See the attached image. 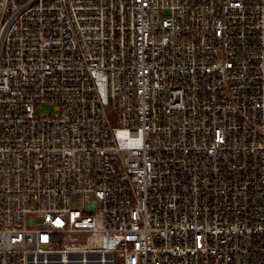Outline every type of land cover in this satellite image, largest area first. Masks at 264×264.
<instances>
[{
    "label": "built area",
    "instance_id": "obj_1",
    "mask_svg": "<svg viewBox=\"0 0 264 264\" xmlns=\"http://www.w3.org/2000/svg\"><path fill=\"white\" fill-rule=\"evenodd\" d=\"M0 264H264V0H0Z\"/></svg>",
    "mask_w": 264,
    "mask_h": 264
},
{
    "label": "rangeland",
    "instance_id": "obj_2",
    "mask_svg": "<svg viewBox=\"0 0 264 264\" xmlns=\"http://www.w3.org/2000/svg\"><path fill=\"white\" fill-rule=\"evenodd\" d=\"M41 112L47 116L48 115H55V111H54L53 106L51 104L43 105ZM70 206L73 209H80L82 206V203L80 202V200H73Z\"/></svg>",
    "mask_w": 264,
    "mask_h": 264
}]
</instances>
